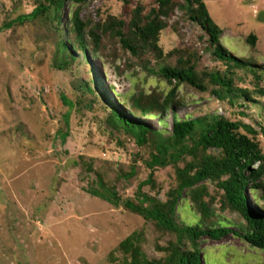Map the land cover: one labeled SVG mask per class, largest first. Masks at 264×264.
I'll return each mask as SVG.
<instances>
[{
    "label": "rangeland",
    "instance_id": "1",
    "mask_svg": "<svg viewBox=\"0 0 264 264\" xmlns=\"http://www.w3.org/2000/svg\"><path fill=\"white\" fill-rule=\"evenodd\" d=\"M127 1L92 0L82 7L80 18L90 27L109 17L128 24L136 7L146 13L156 6V0ZM40 3L44 0H0V264H119L110 262L109 254L136 231L144 234L142 250L147 258L160 259L164 254L155 246H167L173 236L160 235L140 216L87 192L98 172L120 198L133 199L138 184L150 175L142 164L146 149L113 131L106 118L113 111L132 117L127 108L138 94L167 95L173 86L151 72L189 56L199 73L232 79L233 86L246 90L250 99L237 98L229 106L216 100L211 88L200 93L181 85L176 95L183 107L169 111L162 123L158 117L139 122L169 134L174 116L217 114L242 120L256 130L254 139L264 155V0H203L222 31L221 48L244 61L246 68L216 58L199 25L177 9L159 36L160 58L148 53L137 59L107 34H99L96 52L88 44L84 58L68 32L76 9L69 0L59 23L50 10L6 27L30 15ZM249 35L256 38L254 46L247 42ZM64 98L74 104L68 119ZM82 164L92 165L93 172ZM132 171L130 179L122 177ZM153 181L154 189L146 186L143 192L165 201L175 184L173 169H157ZM206 184L212 191L214 186ZM183 196L176 221L189 225L196 219L188 211L186 192ZM246 196L249 207L264 206V200ZM199 245L202 264H264V251L232 235L220 241L204 237Z\"/></svg>",
    "mask_w": 264,
    "mask_h": 264
},
{
    "label": "trees",
    "instance_id": "2",
    "mask_svg": "<svg viewBox=\"0 0 264 264\" xmlns=\"http://www.w3.org/2000/svg\"><path fill=\"white\" fill-rule=\"evenodd\" d=\"M91 1L69 0L76 9L70 16L68 32L74 47L84 58L87 57L88 44H91L92 52L98 50L99 34L118 40L121 48L137 59L148 53L160 58L159 36L168 28L166 20L177 9L189 21L199 25L208 37L210 48L215 49L213 55L216 58L232 62L235 68L248 66L244 61L227 55L221 48L219 39L222 31L212 22L203 0H156V6L146 13L142 7H136L128 24L109 17L104 23L90 27L88 20L80 18V11ZM65 2L44 0L30 15L20 17L6 27L35 19L50 10L53 11V19L59 23V14ZM86 37L90 38V42L86 41ZM255 40L253 35L247 38L252 46ZM60 47L63 52L66 51L63 42ZM151 73L172 85L170 92L165 96L155 93L133 96L127 108L132 117L113 111L106 118L113 131L129 136L138 147L146 149L147 158L142 160V164L150 171L149 177L138 184L133 199H122L113 186L105 183L100 173L94 172L95 180L87 192L114 207H122L140 216L145 223L152 224L160 235H171L174 240L165 247L155 246L156 251L164 254L163 257L148 259L142 250L144 234L136 231L118 244L109 254V261L114 263L117 260L119 264H202L199 248L202 238L220 241L228 235L243 239L253 249L264 251V206L249 207L246 196L250 194L256 201L264 200V155L254 139L256 130L242 120H231L217 114L188 116L185 119L174 116L169 134L152 130L139 122V118L158 117L159 123H162L163 116L169 111L183 107L184 102L176 95L181 85L200 93H206L211 88L210 94L229 106H233L237 98L250 99L246 90L234 87L232 79L218 73H199L194 59L189 56L186 59L179 57L174 66H163ZM87 90L91 93L89 86ZM66 103L70 109L66 114L68 119L74 104L70 100ZM67 136L68 132H65L63 138ZM210 150L216 153L211 154ZM82 165L85 171L93 172L92 165ZM167 168L173 169L175 184L165 194V201L144 193L146 186L154 189L153 173ZM132 176L133 171L122 175L126 179ZM206 182L214 186L212 191ZM185 192L188 211L196 219L189 225L176 221L178 205ZM224 213L234 215L235 219L230 220Z\"/></svg>",
    "mask_w": 264,
    "mask_h": 264
}]
</instances>
